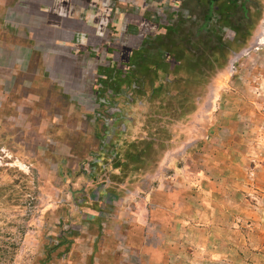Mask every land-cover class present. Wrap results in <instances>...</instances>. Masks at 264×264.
Returning <instances> with one entry per match:
<instances>
[{"label":"rangeland","instance_id":"rangeland-1","mask_svg":"<svg viewBox=\"0 0 264 264\" xmlns=\"http://www.w3.org/2000/svg\"><path fill=\"white\" fill-rule=\"evenodd\" d=\"M199 1L0 0V264H264V0Z\"/></svg>","mask_w":264,"mask_h":264},{"label":"flooded vegetation","instance_id":"flooded-vegetation-1","mask_svg":"<svg viewBox=\"0 0 264 264\" xmlns=\"http://www.w3.org/2000/svg\"><path fill=\"white\" fill-rule=\"evenodd\" d=\"M210 1L211 0H200L197 6L193 4L194 6L192 5V7L191 6L188 7V9L185 10V13H184V15H183L181 20H183L184 22L186 20H190V19H193V21L197 20L196 16L197 17L199 16V13H198L199 9L200 8L201 9L202 8H206V6L210 4ZM198 6H199V8H198ZM201 29H202V27H201ZM197 33H199V32L197 31Z\"/></svg>","mask_w":264,"mask_h":264},{"label":"water","instance_id":"water-1","mask_svg":"<svg viewBox=\"0 0 264 264\" xmlns=\"http://www.w3.org/2000/svg\"><path fill=\"white\" fill-rule=\"evenodd\" d=\"M201 30L199 31L198 35H200Z\"/></svg>","mask_w":264,"mask_h":264},{"label":"crops","instance_id":"crops-1","mask_svg":"<svg viewBox=\"0 0 264 264\" xmlns=\"http://www.w3.org/2000/svg\"><path fill=\"white\" fill-rule=\"evenodd\" d=\"M254 24V23H253Z\"/></svg>","mask_w":264,"mask_h":264}]
</instances>
